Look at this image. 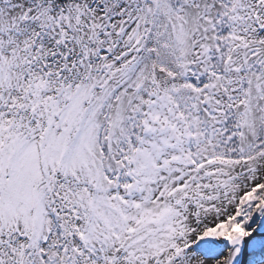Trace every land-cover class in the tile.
Listing matches in <instances>:
<instances>
[{
	"label": "snow or ice",
	"instance_id": "1",
	"mask_svg": "<svg viewBox=\"0 0 264 264\" xmlns=\"http://www.w3.org/2000/svg\"><path fill=\"white\" fill-rule=\"evenodd\" d=\"M0 264H264V0H0Z\"/></svg>",
	"mask_w": 264,
	"mask_h": 264
}]
</instances>
